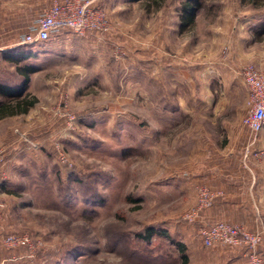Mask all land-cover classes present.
<instances>
[{
	"label": "rangeland",
	"instance_id": "obj_1",
	"mask_svg": "<svg viewBox=\"0 0 264 264\" xmlns=\"http://www.w3.org/2000/svg\"><path fill=\"white\" fill-rule=\"evenodd\" d=\"M184 1L103 0L108 31H65L19 60V50L0 54V77L12 84L22 79L18 65L38 67L24 93L38 101L16 115L11 149L0 145L14 228L37 239L31 264H183L179 244L235 246L204 245L202 224L264 228L261 209L259 225L252 215L247 224L210 219L207 210L224 194L213 182L264 188V128L255 135L243 124V72L264 71V0H201L195 25L182 29ZM36 2L0 0L9 9L0 47L16 46L52 0ZM10 24L12 33L2 31ZM227 153L240 158L222 160ZM202 186L220 194L188 219ZM148 226L162 232L146 240L139 233ZM258 250L264 255V239Z\"/></svg>",
	"mask_w": 264,
	"mask_h": 264
},
{
	"label": "built area",
	"instance_id": "obj_2",
	"mask_svg": "<svg viewBox=\"0 0 264 264\" xmlns=\"http://www.w3.org/2000/svg\"><path fill=\"white\" fill-rule=\"evenodd\" d=\"M103 0H52L51 4L39 11L36 18L28 25L19 43H46L53 37L60 36L64 31H71L80 36L89 33L108 31L111 28ZM248 88L247 112L243 124L257 135L264 128V71L248 67L243 72ZM6 161L5 149L0 148V177H3V165ZM220 192H213L209 187L199 189L197 204L186 215V218L196 220L203 209L213 205ZM200 234L204 245L213 246L216 243L242 246L246 250L249 264H264V255L258 246L264 239V228L255 232L249 231L241 224L217 221L202 224ZM0 240L7 248L26 246L30 256L36 248V237L28 231L7 233L2 229V213L0 212ZM42 244V241L38 239Z\"/></svg>",
	"mask_w": 264,
	"mask_h": 264
},
{
	"label": "crops",
	"instance_id": "obj_3",
	"mask_svg": "<svg viewBox=\"0 0 264 264\" xmlns=\"http://www.w3.org/2000/svg\"><path fill=\"white\" fill-rule=\"evenodd\" d=\"M36 1L37 2L34 5L38 7L40 0ZM18 4L24 3L19 2ZM8 10V8H5L3 10L0 9V16L4 17L6 13L4 11ZM27 26L25 28H27ZM15 27V25L13 26L10 24L2 26L1 29L6 33H12ZM11 46L12 45L8 44L5 47H0V54L4 55L6 50ZM0 81L12 85V83L9 82L6 78L0 77ZM10 99L11 98H3L0 95V100L8 102ZM16 115L19 114H0V145H6L9 150L14 145V121ZM231 129L233 130L232 134L234 137V130L236 131V129L238 128L232 127ZM202 132L205 135L202 138V140L204 141L203 144L207 146L211 145V140H209V137L206 135L208 133V129L204 125L202 128ZM228 138H230V135L228 136ZM231 140H228V143H226L225 146L229 145ZM238 158H240L238 155L227 153L221 159L224 161H236V159ZM9 161L10 158H7L6 163L3 166V168H5V170L3 169V171L6 177H4V174L3 177H0V212L2 213V229L7 233H18L20 231H16L14 228V223L18 217H15L14 215L16 214L18 208L12 202V191L8 186L10 173V170H8ZM222 172L223 175L231 174V171L229 170ZM214 173L215 171L211 172V174ZM224 181L226 184L223 185H220V181L217 184L213 182V185L217 188L222 189L224 191V194L218 198L213 207L207 209L210 219H225L231 222L239 221L241 223L247 224L246 219L248 215H252V217L257 220L252 224L259 225V218L256 216V210H264L263 204L261 202L258 203L259 200H262V196L264 195V188L260 187L259 185H253L252 187L246 186L244 184V181L242 182V185L240 182L236 186L233 185V181L228 180V177L227 182L226 179H224ZM242 211H245V213H243ZM194 247L195 248H190L188 251H185V253L187 254L186 264H249L248 257L244 249L238 246H228L227 248H225L221 245H217L214 246L211 250L196 248L198 247V245H195ZM31 258L32 257L30 256V251L26 246L7 248L0 240V264H31Z\"/></svg>",
	"mask_w": 264,
	"mask_h": 264
},
{
	"label": "trees",
	"instance_id": "obj_4",
	"mask_svg": "<svg viewBox=\"0 0 264 264\" xmlns=\"http://www.w3.org/2000/svg\"><path fill=\"white\" fill-rule=\"evenodd\" d=\"M203 2L201 0H186L181 5V28L184 29L186 26H194L196 22L197 12L202 8ZM65 32V31H64ZM63 32V33H64ZM60 36H62V34ZM258 35H264V23L257 30ZM38 44L42 43H33V44H23L18 43L16 46H12L6 50V53H12L11 58L16 56V52L19 50L17 60L29 56L32 54V49ZM29 48V50L27 49ZM17 50V51H15ZM26 51V52H25ZM23 56V57H22ZM16 59V58H15ZM38 67L33 63H25L24 65H18L17 70L22 76L21 81L15 84H6L0 81V95L3 98H11L8 102L0 100V114H20L28 112L38 101V98L32 94L24 95L31 78V74L37 71ZM157 232H162L155 226H148L144 229L142 233H139V236L143 237L146 240H150L153 235ZM181 250V256L183 259V264L187 262V254L184 251L182 244H179Z\"/></svg>",
	"mask_w": 264,
	"mask_h": 264
}]
</instances>
